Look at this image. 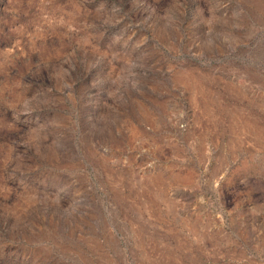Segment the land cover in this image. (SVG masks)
I'll use <instances>...</instances> for the list:
<instances>
[{
	"label": "rangeland",
	"instance_id": "374dc122",
	"mask_svg": "<svg viewBox=\"0 0 264 264\" xmlns=\"http://www.w3.org/2000/svg\"><path fill=\"white\" fill-rule=\"evenodd\" d=\"M0 264H264V0H0Z\"/></svg>",
	"mask_w": 264,
	"mask_h": 264
}]
</instances>
